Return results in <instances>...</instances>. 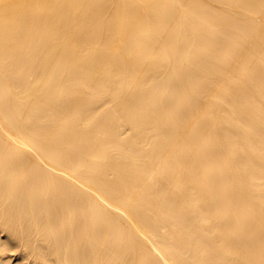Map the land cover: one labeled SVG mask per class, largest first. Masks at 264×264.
<instances>
[{
    "label": "bare ground",
    "instance_id": "1",
    "mask_svg": "<svg viewBox=\"0 0 264 264\" xmlns=\"http://www.w3.org/2000/svg\"><path fill=\"white\" fill-rule=\"evenodd\" d=\"M0 264H264V0H0Z\"/></svg>",
    "mask_w": 264,
    "mask_h": 264
}]
</instances>
